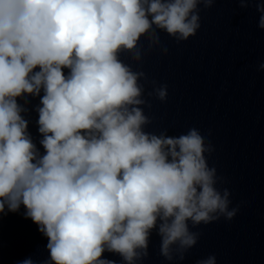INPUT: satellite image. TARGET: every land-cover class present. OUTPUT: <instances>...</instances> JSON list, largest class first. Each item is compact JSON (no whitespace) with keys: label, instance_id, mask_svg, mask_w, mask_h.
Instances as JSON below:
<instances>
[{"label":"clouds","instance_id":"clouds-1","mask_svg":"<svg viewBox=\"0 0 264 264\" xmlns=\"http://www.w3.org/2000/svg\"><path fill=\"white\" fill-rule=\"evenodd\" d=\"M216 2L0 0V214L23 205L47 238L40 264H117L104 253L142 264L153 231L165 260L184 261L203 235L192 229L237 215L230 191L217 187L226 181L209 166L215 149L199 129L145 130L148 77L121 59L140 66L156 48L166 55L159 33L187 41L201 27L199 5ZM235 2L255 3L264 29V2ZM151 84L147 96L165 102L167 85ZM26 96L40 97L43 154L18 103Z\"/></svg>","mask_w":264,"mask_h":264}]
</instances>
